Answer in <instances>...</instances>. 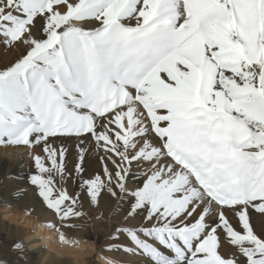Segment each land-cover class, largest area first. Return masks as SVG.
I'll return each instance as SVG.
<instances>
[{
	"label": "snow or ice",
	"instance_id": "6c2138e0",
	"mask_svg": "<svg viewBox=\"0 0 264 264\" xmlns=\"http://www.w3.org/2000/svg\"><path fill=\"white\" fill-rule=\"evenodd\" d=\"M0 43V146L60 227L108 197L139 264H264V0H0Z\"/></svg>",
	"mask_w": 264,
	"mask_h": 264
},
{
	"label": "bare ground",
	"instance_id": "6f19581e",
	"mask_svg": "<svg viewBox=\"0 0 264 264\" xmlns=\"http://www.w3.org/2000/svg\"><path fill=\"white\" fill-rule=\"evenodd\" d=\"M17 55V50L0 43V64L13 61ZM67 143L71 144L72 141ZM31 151L38 152L40 149L34 148ZM29 153L28 147L0 146V256L14 257L12 245L23 241L28 252L27 264H77L72 259L73 255L86 257L85 264H133V262L139 264L140 258L107 248L111 242L109 239L111 226L122 224L124 220V209H117V200L105 197L99 207L89 206L85 202V209L91 213V217L76 220L77 227L73 229L59 226L58 218L46 208L41 198L38 197L36 189L28 181L29 174L35 171ZM88 164L90 170H98L100 167L99 161L94 157L88 160ZM5 219H8V222ZM23 219L26 224L22 225L24 223L20 221L22 226L18 225L17 222ZM32 219L36 220L35 223L38 221L48 225L55 223L57 226L51 227L53 232L57 229L60 235L63 231L71 241L70 245L83 243L87 250L76 251L70 247L65 249L66 255L58 256L56 251L50 250L53 248L47 245V239L41 235L42 232H40L42 237H33L36 227L33 229L34 233L32 230L29 232ZM31 235L34 239H31ZM40 241H44L45 246L38 247L36 243ZM21 264L25 262L21 261Z\"/></svg>",
	"mask_w": 264,
	"mask_h": 264
},
{
	"label": "rangeland",
	"instance_id": "374dc122",
	"mask_svg": "<svg viewBox=\"0 0 264 264\" xmlns=\"http://www.w3.org/2000/svg\"><path fill=\"white\" fill-rule=\"evenodd\" d=\"M1 211H2V207H1ZM8 211V210H7ZM5 213V212H4ZM3 216H4V214H3ZM5 221L6 222H8V219H5ZM23 222L24 224H22L21 222ZM36 221V220H35ZM35 221H34V219H32L31 221H30V225L31 226H29V227H31V228H29L28 230H29V232H30V230H32L33 231V229H34V231H35V233H34V231H33V233H34V238H40V237H42L41 235H43V237L45 238V239H47V245H50V246H53L54 245V242H55V240L56 239H59V240H61V241H63L62 239H60L59 238V234L57 233V229L55 230L54 229V232H53V229L51 228V225L49 224H47V223H44V222H41V221H38V222H36L35 223ZM20 222V223H19ZM19 222H17V224L18 225H25L26 224V221L24 222V219H23V221L22 220H19ZM33 223V224H32ZM41 223V224H40ZM21 225V226H22ZM39 225H41V227L39 226ZM43 225V226H42ZM46 225H48V227L46 226ZM32 226H34V227H32ZM42 227H44V228H42ZM40 228H42V229H40ZM40 229V231H38ZM38 233H37V232ZM40 232H42L41 233V235H40ZM55 233V236L52 238V239H49V237L52 235V234H50V233ZM59 235V236H58ZM31 237H32V235H31ZM31 238V239H34V238ZM45 239H44V241H45ZM44 241H40L39 243H36V245L38 244V247H40V246H45V243H44ZM49 241V242H48ZM65 242H67L68 244H70V240L67 238V239H65L64 240ZM53 244V245H52ZM71 245H74V244H71ZM36 247V246H35ZM51 248V247H50ZM70 248V247H69ZM71 248H73V247H71ZM51 251L53 250V249H50ZM52 252H54V250L52 251ZM88 256H90V255H88Z\"/></svg>",
	"mask_w": 264,
	"mask_h": 264
},
{
	"label": "clouds",
	"instance_id": "9594fccd",
	"mask_svg": "<svg viewBox=\"0 0 264 264\" xmlns=\"http://www.w3.org/2000/svg\"><path fill=\"white\" fill-rule=\"evenodd\" d=\"M55 236V233H52V235L49 237V239H52ZM73 247L76 251H80L81 249L87 250L85 248V245L83 243L76 244V245H70L67 242L60 241L59 239H56L54 242V245L52 246L53 250L56 251L58 256H64L66 255L65 249ZM72 259L77 262V264H85L86 257L84 256H76L73 255Z\"/></svg>",
	"mask_w": 264,
	"mask_h": 264
}]
</instances>
